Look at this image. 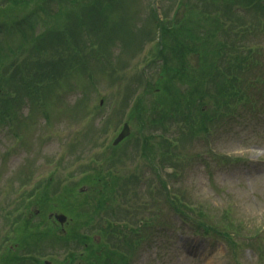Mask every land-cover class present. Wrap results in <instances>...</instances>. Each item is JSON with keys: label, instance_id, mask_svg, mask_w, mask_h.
<instances>
[{"label": "rangeland", "instance_id": "rangeland-1", "mask_svg": "<svg viewBox=\"0 0 264 264\" xmlns=\"http://www.w3.org/2000/svg\"><path fill=\"white\" fill-rule=\"evenodd\" d=\"M248 1H0V93L2 88L12 92L11 99L0 97V264H264V114L247 104L224 115L229 105L215 111L204 101L200 110L213 115L210 132L189 138L177 125L160 122L163 110L155 102L165 81L163 61L154 52L163 19L169 28L192 25L199 36L215 31L216 39L227 44L225 57L209 61L216 81L199 88L202 95L215 91L214 82L229 88L245 77L254 86H242L239 93L251 90L252 100L264 101V74L256 75L264 68L250 76L224 69L233 65L236 54L229 52L240 44L245 60L252 59L247 54L251 46L264 53V1H259L262 9L241 12ZM233 4L237 13H231ZM13 12L15 19L9 17ZM238 13L243 26L260 22L257 29L236 37L230 17ZM212 15L223 24L207 20ZM197 21L201 25L193 24ZM58 30L70 40L69 47L76 40L88 43L79 49L83 61L53 76L51 83L23 90V76L25 84L62 54L58 46L48 51L54 56L46 55L39 45L42 35ZM96 39L100 48L91 45ZM165 53V61L179 69L176 79L185 92V74L199 67L198 54L185 51L180 64V55ZM258 56L261 65L264 56ZM146 87V109L137 117L134 99ZM124 123L129 133L115 143ZM134 174L135 182L129 179ZM158 177L169 192L171 187L199 206L209 205L210 213L220 216L209 223L227 231L226 237L239 232L230 220L241 221L243 232L256 237L252 246L243 244V235L234 250L227 241L195 237L168 205L153 215L151 206L162 194ZM56 185L62 190L66 185L69 194L55 192ZM84 209L88 217L81 215ZM50 212L65 213L67 219L59 223L48 217ZM132 231L146 241L138 237L132 247L125 245L123 237Z\"/></svg>", "mask_w": 264, "mask_h": 264}, {"label": "trees", "instance_id": "trees-1", "mask_svg": "<svg viewBox=\"0 0 264 264\" xmlns=\"http://www.w3.org/2000/svg\"><path fill=\"white\" fill-rule=\"evenodd\" d=\"M1 1V0H0ZM13 5L18 4L19 2H23L24 0H10ZM38 1V0H37ZM259 1L264 0H249L247 3H245V6H252L251 8L248 7V9L254 10V9H262L259 4ZM258 12V11H257ZM239 14V13H238ZM58 14H55L54 17H57ZM11 19H15L17 17V14L15 12L11 13L9 16ZM156 20H160L159 16L155 13ZM165 17V16H164ZM159 18V19H158ZM240 18V16H238ZM207 20H211L212 22H215L216 25H220L219 21L216 19V16L208 17ZM243 22L242 17L238 21V25H241ZM193 24L201 25L200 21H197ZM258 23H256L255 27ZM96 25V24H95ZM95 25H93L95 27ZM215 26V25H214ZM8 26L2 27V29H6ZM82 32H84V28L81 29ZM67 32V31H66ZM69 33V32H67ZM155 41L158 39L159 41H156L157 44V50L154 52H157V58L160 61H163V72L165 73V81L161 85V88L158 93V98L155 102L161 103V117L160 122H162L164 125L171 127L172 124L177 125V130L185 134V137H193V135L196 132H201L202 137L210 132L208 124L212 122L213 115L209 113L202 112L200 109L202 105L207 102H211L213 104L214 110H219L223 108V106L229 105V109H224V115L225 114H235L238 107L243 106L245 107L247 104H251L253 106V110L262 111L263 110V104L260 102L258 103L255 100H252V93L251 90L248 92V95L244 94L243 96L239 93V90L242 89V86H249L253 87V82L249 83L246 82V78H241V84H231L229 88L225 85L218 84L214 82L215 91L210 94L208 89L205 90L204 94L202 95L199 91V88L203 90V86L208 85V81L213 79L216 81V79L213 77L212 71H208V68H211L209 65V61L213 63L216 59V57L226 56V50L227 44L225 42H222L221 39H216V32L212 31L208 33L206 36H199L194 32V28L192 25H178V26H171L170 28L166 26L165 19H163L161 22L158 21V29L156 33ZM42 42H39L40 47H42L45 51H48L50 49H54L58 46L61 47L62 54L58 56V59H56L55 63H50L47 65L49 69H46L43 67V69H46L47 71H41L38 72L36 75H34L33 78L25 80L24 84V76L21 78L22 82V89L27 90L28 92H31L35 88H38V86L42 83L46 82H53V76L54 77H60V73H65L66 71L70 70L75 63H78L80 61H83L84 54H81L80 48H83V46H88L87 42H81L79 43L78 40L75 41V45L69 47V41L65 38L63 35V30L59 31L56 34L53 35H42ZM102 42L99 39H96L95 42H92L91 45H95L96 48H100ZM238 48H240L238 46ZM237 46L234 48L235 50L229 52L236 54L235 59L232 60L233 65L226 64L224 66V69L226 72H235L240 73L243 76H250L253 74L255 70H260V65L257 62L248 63L249 66H246L247 59H244V56L242 52L238 50ZM253 46L250 47L252 49ZM179 49V50H178ZM166 50H170V54L172 58L176 56V54L180 55L181 57L178 59L177 62L180 64H183V58L182 55H184L185 51L187 52H196L199 56V67L197 69H193L192 72H188L185 74V78L188 80L187 82V89L185 92H180L177 79H176V73L179 71L178 68H176L172 62L165 61L166 57ZM66 51V54L63 55V53ZM178 51V53H177ZM259 50H254V53L252 56H257L261 54V52H258ZM51 53H44L46 55H52L54 56L55 53L53 51H50ZM257 52V53H256ZM249 53V52H248ZM247 53V54H248ZM256 53V54H255ZM57 54V53H56ZM261 55H264L262 53ZM258 56V58H259ZM218 64V61H216ZM257 63V65H255ZM264 68V65H262ZM217 69L220 70V67L217 66ZM264 74L263 72H257L256 75ZM229 74L226 75L228 78ZM254 79L261 80V76L254 77ZM237 80V78H236ZM10 79H5L6 83H9ZM230 81H233V79H230ZM147 85H149L147 83ZM198 94H193V92H197ZM238 89V90H237ZM150 89L149 87H146L144 89V93L141 95H137V97L134 99V103L132 106L133 114L137 117H141L140 114L146 109L144 101L145 97L149 94ZM152 92V91H151ZM21 92L19 91L18 94ZM187 93V95L184 96V94ZM12 92L9 89H3L0 93V97H8L11 99ZM5 108L8 105V101H4ZM4 110V105L0 101V115L2 111ZM1 120V119H0ZM157 122H159L157 120ZM159 122V123H160ZM169 123V124H168ZM227 123V120L224 121L222 124ZM218 125V124H216ZM179 144L181 143L178 141ZM144 155L147 156V152L143 151ZM161 184V195L158 196V204H153L151 206L153 215H155L156 211H160L162 209V205H168V208L176 215L178 218L184 223L188 224L191 227V231L197 232L199 231L203 226L206 227V232H210L211 235H214L217 237L218 240L224 242L227 241L229 246V249H233L238 245V242L241 237L243 229L239 226V223H242L241 221L230 220L232 222H236L237 228L239 232H234L235 236H227L225 233L227 231L222 230V232H218V226L216 224L209 223L210 219L216 221L220 220V216L215 217L210 213V208L208 205L199 206L194 201H191L189 197H184L183 194L177 195L174 191H172L170 187V192L168 191L166 182L160 179ZM58 189H56L55 192L66 194L65 192L68 190L66 185H63L62 189H60L59 186ZM163 195V197H161ZM193 199V198H192ZM159 201H162L164 204L159 203ZM102 206V205H101ZM100 206V207H101ZM129 208L127 207V215L129 214ZM228 211V210H227ZM85 214V217H88V211L86 209L81 210V215ZM223 216L228 218L227 212L221 213ZM207 221H206V219ZM140 222V221H139ZM218 222V221H216ZM203 225V226H202ZM226 225L231 226L229 222H227ZM201 226V227H200ZM203 227V228H205ZM210 228V229H209ZM136 231H132L130 235H127L123 237V243L125 245H128L129 247H132L134 243H138V237L140 239L145 238L146 236H143L141 234H137V236L134 238V234ZM134 238V239H133ZM252 238L254 235L251 234L250 231L243 235L242 241L243 243L251 244ZM137 248V246H136ZM135 248V249H136ZM238 249H236L237 251Z\"/></svg>", "mask_w": 264, "mask_h": 264}, {"label": "water", "instance_id": "water-1", "mask_svg": "<svg viewBox=\"0 0 264 264\" xmlns=\"http://www.w3.org/2000/svg\"><path fill=\"white\" fill-rule=\"evenodd\" d=\"M127 132H128V131H127V127L125 126L124 129H123V131L119 134L118 138L115 140V143H116L117 141H119L123 136H125ZM57 218H58L60 221H63V220H64V217H63V216H57Z\"/></svg>", "mask_w": 264, "mask_h": 264}]
</instances>
